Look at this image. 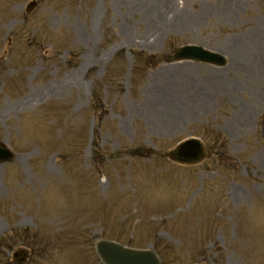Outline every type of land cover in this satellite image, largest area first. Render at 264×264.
Masks as SVG:
<instances>
[{
  "label": "rangeland",
  "instance_id": "obj_1",
  "mask_svg": "<svg viewBox=\"0 0 264 264\" xmlns=\"http://www.w3.org/2000/svg\"><path fill=\"white\" fill-rule=\"evenodd\" d=\"M29 1L0 0V264H100L101 239L264 264V0ZM187 44L227 65L132 74ZM194 137L215 159L164 157Z\"/></svg>",
  "mask_w": 264,
  "mask_h": 264
},
{
  "label": "water",
  "instance_id": "obj_2",
  "mask_svg": "<svg viewBox=\"0 0 264 264\" xmlns=\"http://www.w3.org/2000/svg\"><path fill=\"white\" fill-rule=\"evenodd\" d=\"M174 60H195L218 66L224 64V59L221 56L193 46L179 49L175 53ZM201 151L202 148L198 142L189 141L177 147L167 156L172 160L190 164L197 162L203 156ZM11 158V153L0 144V162ZM97 251L105 264H159L156 256L150 251L128 249L112 242H99Z\"/></svg>",
  "mask_w": 264,
  "mask_h": 264
}]
</instances>
